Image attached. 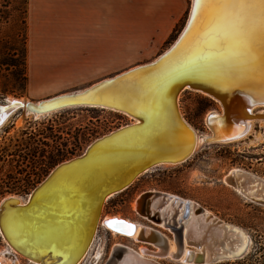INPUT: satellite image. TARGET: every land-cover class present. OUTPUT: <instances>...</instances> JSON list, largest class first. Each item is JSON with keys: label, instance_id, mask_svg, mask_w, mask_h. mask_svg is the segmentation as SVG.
<instances>
[{"label": "bare ground", "instance_id": "bare-ground-1", "mask_svg": "<svg viewBox=\"0 0 264 264\" xmlns=\"http://www.w3.org/2000/svg\"><path fill=\"white\" fill-rule=\"evenodd\" d=\"M192 4L193 0H190L187 19L178 37L152 66L142 68L155 62L162 54L151 62L125 69L77 91L38 101L7 97L6 103L0 106V126L19 108L33 117L64 109L91 108L118 112L131 119L128 124L91 141L79 156L58 163L24 199L11 194L0 200V238L14 259L0 256V264H16L20 259L27 264H81L88 256L100 225L112 235L154 248V251H147L140 247L138 252H133L117 245L114 253L118 249L124 250L118 258L121 264H159L154 261L159 259L183 264H217L240 259L248 252L251 240L242 228L218 220L200 206L169 193L144 192L135 199L132 208L138 216L165 229L171 236L160 228L145 227L119 216L102 217L105 202L130 187L137 177L150 169L185 162L202 141L206 144L237 141L253 121L264 120V43L257 39L251 53L239 51L230 43L220 47L218 41L227 37L212 26L206 27L203 17L193 13ZM111 78L115 79L111 81ZM175 79H183L186 83L176 97L181 120L171 110L173 87L169 84ZM186 90L197 92L218 104L219 114L213 111L205 114L204 124L209 134L199 135L183 118L179 99ZM53 98L56 99L49 101ZM159 101L163 102L161 110ZM258 108L262 109L258 111ZM143 115H148V126L144 130L140 128ZM135 124L138 126L127 129ZM107 135L106 139L97 142ZM85 153L86 157L62 165ZM149 165L152 166L138 172ZM108 178L113 184L108 185ZM87 179L96 181L91 183L94 186L84 187ZM245 181L264 186L263 179L238 168L232 169L223 179L243 198L260 202L253 200L254 191L242 189ZM92 188H95L94 192ZM67 190H84L87 196L82 198L87 202L90 195L93 198L103 190L110 192L102 201L97 221L96 218L93 221L95 212L91 216L88 213L89 207L86 206L81 213L78 227L87 223V233L72 224L66 227L60 222L56 226L58 230L48 231L46 238L39 239L32 224L36 208L40 202L46 204L45 200L51 197L58 196L56 200L62 201L61 193ZM97 204L99 201L95 200L92 210ZM70 208L66 206V213ZM175 214L178 218L173 222ZM24 216H28L30 222L22 224ZM125 225L132 226L131 235L127 234L129 229ZM199 225L204 227L203 232ZM28 232L33 234L32 241L27 238ZM146 255H149V260L145 259Z\"/></svg>", "mask_w": 264, "mask_h": 264}, {"label": "rangeland", "instance_id": "rangeland-1", "mask_svg": "<svg viewBox=\"0 0 264 264\" xmlns=\"http://www.w3.org/2000/svg\"><path fill=\"white\" fill-rule=\"evenodd\" d=\"M156 3L164 8L156 15L159 22L152 25L154 30L150 33L148 27H152L148 25L138 29L136 21L155 22L156 19L146 16V10ZM71 4V0L50 2V14L43 18H48L44 22L51 39L46 44L54 51L36 59L30 55L33 38L30 0H0V106L7 97L38 101L77 91L125 69L151 62L178 37L187 19L190 0H112L111 54L108 52L106 56L85 30L81 35L66 32L69 27L74 28L73 20L66 18ZM33 59L41 63L36 71ZM179 107L183 118L199 135L209 134L205 116L212 111L220 113L216 102L189 90L181 93ZM128 119L118 112L91 108L58 110L38 117L25 114L22 109L15 110L0 126V200L11 194L24 199L54 166L79 156L91 141L128 124L131 121ZM259 121H253L247 134L237 141L211 144L202 141L185 162L155 167L140 175L130 187L105 202L102 217L119 216L159 229L138 216L132 205L147 191L169 193L248 234L251 243L242 258L217 264H264V186L252 181L242 183L245 192L254 191L253 200H260L256 203L223 182L235 168L264 180V120ZM177 218L175 214L172 221ZM160 230L171 236L165 229ZM199 230L203 232L204 227L199 225ZM206 238L209 240L210 236ZM117 245L133 252L140 247L154 251L152 246L112 235L100 225L81 264H121L118 258L124 250L114 253ZM0 256L12 258L1 238ZM145 259L149 260V255ZM154 261L183 264L170 259ZM16 264L27 263L20 259Z\"/></svg>", "mask_w": 264, "mask_h": 264}, {"label": "crops", "instance_id": "crops-1", "mask_svg": "<svg viewBox=\"0 0 264 264\" xmlns=\"http://www.w3.org/2000/svg\"><path fill=\"white\" fill-rule=\"evenodd\" d=\"M51 1L53 0H30V6H32V16L30 19L31 32L33 35L30 43V55L35 56L36 59L38 57L48 56L51 50L54 51L53 48H50L46 44V42H49L51 39L45 26L47 23L44 22V19L46 20L48 18H43V16L45 17L50 14L51 10H49V7ZM71 3L72 4L68 6V12L66 13L68 16H66V18L68 20H73L74 28L69 27L66 32H74L77 35H81V31L85 30L87 35L94 38L95 46H98L100 50L104 51L105 56L108 52L111 54V41L109 35L112 22V0H71ZM163 8L161 3L152 5L146 10V16L156 19L155 22L149 23L150 20L142 22L136 21L135 26L138 29H142L146 25L152 27L153 24L159 22V17L156 15H159V13H161L159 11ZM78 24L81 26L79 25L78 27ZM83 25L88 27H83ZM153 30L154 27H148L150 33ZM32 61L34 71H36L41 63L35 59Z\"/></svg>", "mask_w": 264, "mask_h": 264}, {"label": "water", "instance_id": "water-1", "mask_svg": "<svg viewBox=\"0 0 264 264\" xmlns=\"http://www.w3.org/2000/svg\"><path fill=\"white\" fill-rule=\"evenodd\" d=\"M169 50L167 52H169ZM165 54H162L155 62H153L151 64H148V65H145V66H142V68H147V67H150L153 64L157 63L160 60V58H162ZM114 79L115 78H111L110 80L112 81ZM185 85H186V83L183 81V79H181V80L175 79L171 84H169L170 87H173V95H172V99H171L172 100L171 110H173V113L175 114V116H176V118L178 120H181V118H180V115L178 113V108H177V104H176V97H177V94L179 93V90ZM54 99H56V98H53V99H51L49 101H52ZM160 101H162V97H161ZM160 101L158 103H159V108L161 110L162 107H163V102L160 103ZM147 117H148V115H143V117H142V119H143L142 121L143 122L140 125L141 126L140 128L142 130H144L145 127L148 126V122L146 121ZM137 126H138V124L131 125L127 129H129L130 127H137ZM114 134H116V132ZM107 137H108V135L104 136L103 138H101L97 142L102 141L103 139H106ZM84 157H86V153L83 156L77 157V158H75L73 160H69L68 162H65L62 165L69 164L72 161L80 160V159H82ZM62 165H60V166H62ZM151 166L152 165L145 166L143 169L140 168L138 170V172L140 173L145 168H149ZM76 180L77 179H75L74 181H76ZM108 180H110V179L108 178ZM94 182H96V181H94L93 179H87L86 186H84V187H90L91 188L92 186H94V185H92V184H94ZM111 184H113L112 180L109 181L108 185H111ZM109 187L111 189L112 186H109ZM56 188H58V187H56ZM91 190H92V192H94L95 188H92ZM109 190H103V191L99 192V194L93 195V198H92V195H90L89 196L90 197V201H88V202H87V200L82 198V197H86L87 196V193H83L84 190L81 191V192L80 191L78 192V190H76V192H74V190L63 191L61 193L62 201L60 199H59V201H57L56 199L58 198V196H55V197H51L48 200H45L46 204H42L40 202L39 203L40 206H38V208H36V210L34 212V213H36L35 214V218H32V221H33L32 224L35 225V226H33L34 227L33 229L36 230V233H37L36 235L38 236L39 239L46 238V236H47L46 234L49 233L48 231H52V230L56 231V230H58V228H56V226L60 222H61V224L63 226H66V227H68L69 224H72V226H74L76 229L81 230L84 233H87V231H88L87 223L83 224L81 227H78V224L81 222V213H84L83 211L86 209V206H87V207H89L88 208L89 209L88 213L90 214V216L92 215L93 212H95V215L93 217V221L95 220V218H96V221H97V218H98V215H99V212H100V209H101L102 201H103L104 197L110 192ZM77 198L79 199V201H77ZM95 200H96V202L99 201V204L94 206V208L92 210L91 206L95 203ZM66 206H70L71 207L70 208L71 210L69 211V213H66V210H65ZM25 207L27 208L28 204H26ZM22 219H23L22 224L30 222V218L28 216L27 217L24 216V217H22ZM94 225H95V223L92 226H94ZM27 238H29V240L32 241L33 234L31 232H28ZM73 261H75V260H73Z\"/></svg>", "mask_w": 264, "mask_h": 264}, {"label": "snow or ice", "instance_id": "snow-or-ice-1", "mask_svg": "<svg viewBox=\"0 0 264 264\" xmlns=\"http://www.w3.org/2000/svg\"><path fill=\"white\" fill-rule=\"evenodd\" d=\"M192 9L203 17L206 27L212 26L227 37L218 41L220 47L230 43L251 53L257 39L264 43V0H193ZM125 227L131 235L132 226Z\"/></svg>", "mask_w": 264, "mask_h": 264}]
</instances>
